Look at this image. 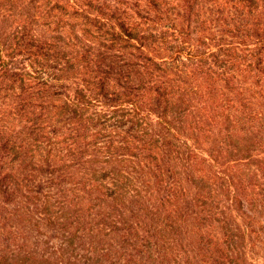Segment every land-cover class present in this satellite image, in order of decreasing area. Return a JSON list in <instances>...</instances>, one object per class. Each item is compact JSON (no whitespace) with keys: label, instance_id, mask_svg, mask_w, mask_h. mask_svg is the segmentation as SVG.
<instances>
[{"label":"rangeland","instance_id":"rangeland-1","mask_svg":"<svg viewBox=\"0 0 264 264\" xmlns=\"http://www.w3.org/2000/svg\"><path fill=\"white\" fill-rule=\"evenodd\" d=\"M0 57V177L27 184L0 193V260L264 264V0H0ZM84 84L111 94L101 133L122 141L139 120L170 145L145 152L153 171L138 149L84 156L110 158L92 166L110 188L115 172L135 179L124 203L89 170L58 177L46 162L74 125L63 94Z\"/></svg>","mask_w":264,"mask_h":264},{"label":"trees","instance_id":"trees-1","mask_svg":"<svg viewBox=\"0 0 264 264\" xmlns=\"http://www.w3.org/2000/svg\"><path fill=\"white\" fill-rule=\"evenodd\" d=\"M0 60L1 57H0ZM4 65L6 62L2 60ZM10 65H6V69L9 70L12 77L16 78L19 74V72H16L17 69H11L9 67ZM19 71V69H17ZM94 72L93 70L91 71ZM95 73V72H94ZM29 76V74H26ZM95 79V78H93ZM88 84V81H85ZM21 83L25 84V79L22 77L21 74ZM92 81L88 84V86L92 85ZM49 84H46L48 86ZM86 87L84 84L83 87H77L76 89H73V94L70 93L63 94L64 99L62 101V107H61V113L66 115H69V119L66 121L73 122V127H68L67 132L65 134H61L60 141L52 143L51 140H58V137H53L49 141L50 145H55V151H58L59 153H65L61 156H59L57 153L53 155V157H48L46 159V162L48 164L52 162H62V166L56 167L55 172H57L59 175L58 177H70V178H77V176L81 173V170H84L85 173H87L86 170H89L90 174L94 178V182L96 183L97 188L102 187L106 188L107 190L111 191V194L108 195V197L113 198L114 200H118V202L124 203L126 200H128L131 192L137 191L135 188V179L131 175H125L123 173H114L116 176L113 178V181L111 182V188L108 187L105 182L108 180L110 172L106 171V169L101 168H92L93 165L104 163L108 164L110 163V158L104 159L103 161L99 160H91V159H84V156L88 154V152L93 153H103L106 152L107 154L111 155V157H117V154L120 152H128L135 149H138V153L134 155L135 159H137L138 165L142 167L143 169H148L149 171H153L154 167L156 170H159L158 164L154 161L156 160V157H152L151 155H144L146 151H154L156 152L158 149H163V146H170L169 144H165L164 141H161L159 138H153L148 136L150 135L149 132L144 130H139L140 128V122L137 120L135 123L131 120L130 122L135 124L136 128L132 127L128 130H121V133L125 134V137L122 141H117L114 139V137L111 139V135H104L101 133V131L97 130V126H101L102 128L107 129L108 125L111 121V110L106 109L110 106L111 103V94L108 93L106 95L98 94V93H92L90 89ZM97 86V85H96ZM53 87V86H51ZM67 88L66 86H64ZM104 90L106 91V84L99 80L98 83V90ZM67 90H69L67 88ZM60 93H53V98H61ZM100 97H102L104 100L101 101ZM60 100V99H59ZM100 106L102 107V111L98 114L96 112L93 116L85 117L88 113V109L92 108L93 106ZM133 112L140 111L139 107L137 105L133 106L132 108ZM135 117V116H133ZM47 122V121H46ZM50 122V121H49ZM132 124V125H133ZM168 124V123H167ZM111 131V130H110ZM116 132V131H115ZM232 137H237V134H234ZM59 143H62L63 146L60 149L56 148V145ZM161 143V144H160ZM186 145V144H185ZM239 146V145H238ZM237 146V148H238ZM40 147V145H39ZM35 148H38V145H35ZM11 152H15V148L12 147ZM20 152H22V147H19ZM236 152L237 149H235ZM52 153V152H51ZM113 155V156H112ZM111 159V163H112ZM153 167V168H152ZM4 171H1V173ZM0 173V174H1ZM112 174V172H111ZM1 176V175H0ZM15 175L10 176L9 174H4L2 177H0L3 184L0 187V193L3 198L9 197L13 198L17 194V196L22 195V187L27 186V184L21 185L20 183H11L9 180L14 178ZM112 180V179H111ZM76 184H87V181L78 182ZM75 184V185H76ZM18 187H17V186ZM78 187V185H77ZM95 185L92 187L94 188ZM21 188V189H19ZM91 188V189H92ZM96 189V188H94ZM71 193L75 192V189H68ZM78 191H82L81 187L76 188ZM38 193V192H37ZM16 196V198H17ZM138 196L140 194L138 193ZM37 199V195L33 196ZM134 197V196H132ZM83 199V196L78 197V201L74 203L73 206H77L80 203V200ZM6 201H9L8 199ZM121 215V214H120ZM22 262H26L27 260L22 258L20 259ZM47 262V261H44ZM0 264H10L7 260L1 259ZM38 264V263H33Z\"/></svg>","mask_w":264,"mask_h":264}]
</instances>
